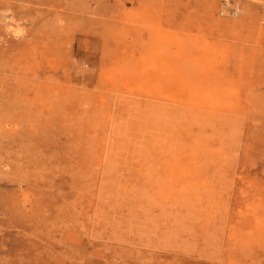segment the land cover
I'll list each match as a JSON object with an SVG mask.
<instances>
[{"label": "rangeland", "instance_id": "obj_1", "mask_svg": "<svg viewBox=\"0 0 264 264\" xmlns=\"http://www.w3.org/2000/svg\"><path fill=\"white\" fill-rule=\"evenodd\" d=\"M0 264H264V0H0Z\"/></svg>", "mask_w": 264, "mask_h": 264}, {"label": "bare ground", "instance_id": "obj_2", "mask_svg": "<svg viewBox=\"0 0 264 264\" xmlns=\"http://www.w3.org/2000/svg\"><path fill=\"white\" fill-rule=\"evenodd\" d=\"M175 75V79H177L178 77H177V74H174ZM204 150V149H203Z\"/></svg>", "mask_w": 264, "mask_h": 264}]
</instances>
